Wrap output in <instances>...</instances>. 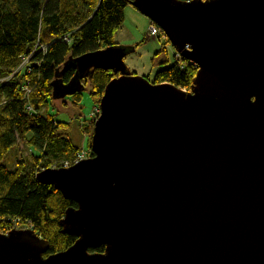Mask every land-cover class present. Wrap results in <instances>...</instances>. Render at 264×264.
Segmentation results:
<instances>
[{
	"label": "water",
	"instance_id": "1",
	"mask_svg": "<svg viewBox=\"0 0 264 264\" xmlns=\"http://www.w3.org/2000/svg\"><path fill=\"white\" fill-rule=\"evenodd\" d=\"M130 5L197 67L190 90L131 75L120 46L75 58V78L118 74L92 156L36 175L76 204L60 221L76 240L45 257L46 240L12 229L0 264H264V0Z\"/></svg>",
	"mask_w": 264,
	"mask_h": 264
},
{
	"label": "trees",
	"instance_id": "2",
	"mask_svg": "<svg viewBox=\"0 0 264 264\" xmlns=\"http://www.w3.org/2000/svg\"><path fill=\"white\" fill-rule=\"evenodd\" d=\"M131 1L0 0V234L14 226L32 229L49 244L45 257L75 242V237L63 233L60 221L65 210L76 204L64 199L53 186L40 183L36 175L45 169H61L65 163L74 165L81 148L71 140L68 123L56 121L50 114L42 115L39 110L54 92L71 90L73 80L81 89L67 96L73 105L80 106L86 89L99 104L105 85L118 74L91 69L86 76L75 78L73 60L118 46L113 33L121 27L124 8ZM164 45L151 58L152 66L159 68L151 82L189 91L197 67L177 54L169 64ZM24 59L27 65L21 70ZM90 135L88 158L92 156ZM18 141L35 153L31 164L20 161L9 170L3 160ZM103 251V247L90 250Z\"/></svg>",
	"mask_w": 264,
	"mask_h": 264
},
{
	"label": "rangeland",
	"instance_id": "3",
	"mask_svg": "<svg viewBox=\"0 0 264 264\" xmlns=\"http://www.w3.org/2000/svg\"><path fill=\"white\" fill-rule=\"evenodd\" d=\"M149 28L150 21L129 4L124 8V21L121 27L114 31L113 39L118 46L125 49L123 62L126 69L130 73H134L133 75L145 77L151 82L159 69L152 66V56L165 44L164 47L168 53L169 64H172L176 52L170 44L166 43L163 33L160 32L159 36L151 37ZM89 90L83 91L80 106L73 105L67 96L63 98L52 97L48 98L39 110L42 115L50 114L54 116L56 121L68 123L69 135L73 143L80 145L79 139L84 140V144L80 146V152L83 151L85 154L87 153L86 144L89 133L91 132L92 135L94 120L99 115L96 114L99 104L93 102L89 95ZM87 126L89 128L86 129ZM87 130L88 132L86 133ZM34 153L23 141H18L5 155L3 162L9 170L15 168L20 161L24 165H29ZM13 229L28 228H17L14 226Z\"/></svg>",
	"mask_w": 264,
	"mask_h": 264
},
{
	"label": "built area",
	"instance_id": "4",
	"mask_svg": "<svg viewBox=\"0 0 264 264\" xmlns=\"http://www.w3.org/2000/svg\"><path fill=\"white\" fill-rule=\"evenodd\" d=\"M160 32L162 33V31L156 25H154L153 23L150 22L149 35L151 37H156V36H159ZM26 65H27V59H24L19 68L21 70H24ZM20 69H18V70H20ZM24 90H25V93H27V94L29 93V91L26 90V88ZM28 110H31L30 106H28ZM99 113H100V110L97 108L96 114H99ZM86 158H88V155L86 156V154L83 151H81L78 153L77 157L74 159L73 164H76L77 162H79L83 159H86ZM70 165H71L70 163H65L62 167L68 168Z\"/></svg>",
	"mask_w": 264,
	"mask_h": 264
},
{
	"label": "crops",
	"instance_id": "5",
	"mask_svg": "<svg viewBox=\"0 0 264 264\" xmlns=\"http://www.w3.org/2000/svg\"><path fill=\"white\" fill-rule=\"evenodd\" d=\"M83 142H84V140H83V139H82V140H81V139H79V144H80V145H77V144H75V143H74V144H75L76 146L80 147V146H82V144H84Z\"/></svg>",
	"mask_w": 264,
	"mask_h": 264
}]
</instances>
